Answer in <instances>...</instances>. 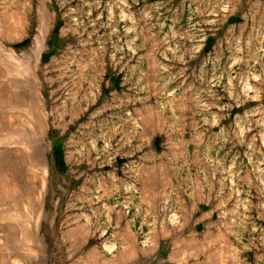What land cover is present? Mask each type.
Wrapping results in <instances>:
<instances>
[{
    "label": "rangeland",
    "instance_id": "obj_1",
    "mask_svg": "<svg viewBox=\"0 0 264 264\" xmlns=\"http://www.w3.org/2000/svg\"><path fill=\"white\" fill-rule=\"evenodd\" d=\"M0 264H264V0H0Z\"/></svg>",
    "mask_w": 264,
    "mask_h": 264
},
{
    "label": "trees",
    "instance_id": "obj_2",
    "mask_svg": "<svg viewBox=\"0 0 264 264\" xmlns=\"http://www.w3.org/2000/svg\"><path fill=\"white\" fill-rule=\"evenodd\" d=\"M210 41H213V39H209ZM53 158H54V163L55 167L60 171V172H66L68 169V164L65 161V156H64V151L61 146H55L53 148Z\"/></svg>",
    "mask_w": 264,
    "mask_h": 264
}]
</instances>
